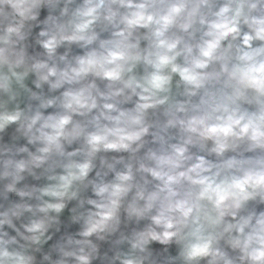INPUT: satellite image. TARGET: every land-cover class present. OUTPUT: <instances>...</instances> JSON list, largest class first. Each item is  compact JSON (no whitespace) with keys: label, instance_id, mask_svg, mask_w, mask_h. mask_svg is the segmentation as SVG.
Masks as SVG:
<instances>
[{"label":"clouds","instance_id":"obj_1","mask_svg":"<svg viewBox=\"0 0 264 264\" xmlns=\"http://www.w3.org/2000/svg\"><path fill=\"white\" fill-rule=\"evenodd\" d=\"M0 264H264V0H0Z\"/></svg>","mask_w":264,"mask_h":264}]
</instances>
